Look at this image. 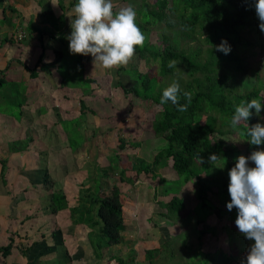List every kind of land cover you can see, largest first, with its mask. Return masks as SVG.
<instances>
[{
    "label": "crops",
    "instance_id": "0c3cea01",
    "mask_svg": "<svg viewBox=\"0 0 264 264\" xmlns=\"http://www.w3.org/2000/svg\"><path fill=\"white\" fill-rule=\"evenodd\" d=\"M73 8L64 12L58 0H0V249L12 244L7 255L0 253V264H117L115 254L127 256L132 250L135 260L143 261L144 251L159 244L141 224L154 211L155 194L148 196L154 185L149 174L135 175L134 163L126 160L128 147L117 152L119 165L133 178L132 184L117 179L124 193L123 241L114 244L117 251L107 247L101 259L93 257L89 229L72 223L69 207L77 205L81 187L92 183L98 165H107L109 130H136L140 115L137 107L127 108L130 103L124 110L118 87L109 88V97L97 92L95 82L85 86L79 80L92 77L90 55H82V71L75 62L78 54L73 56L81 73L61 66L69 41L61 44L57 35L60 30L70 35L66 15ZM81 102L91 111L81 114ZM75 120L83 137L77 146L71 143ZM156 152L141 157L151 161ZM54 192L67 201L56 212Z\"/></svg>",
    "mask_w": 264,
    "mask_h": 264
},
{
    "label": "trees",
    "instance_id": "16d2710c",
    "mask_svg": "<svg viewBox=\"0 0 264 264\" xmlns=\"http://www.w3.org/2000/svg\"><path fill=\"white\" fill-rule=\"evenodd\" d=\"M58 2L62 10L67 11L73 8L78 0ZM120 8L122 7L114 5L113 11L117 12ZM134 8L137 13L136 23L145 37L143 45L136 46L135 53L141 59L157 63L158 70L148 67L146 71H141L136 65L128 68L121 66L116 69L117 72L129 75L132 82L125 86L122 81H118L114 87H120L125 95L131 94L139 101L153 102L161 106V109L153 114L151 129L156 137L166 141V146L159 149L151 161L134 156L133 168L136 176L141 173L149 174L151 179L158 178L161 183L173 181L178 185L163 186L159 193L156 192L160 194L155 195L156 204L165 211V215L171 221H180L181 225L183 221L182 230L186 229L188 223L195 224L197 228L191 232L198 234L197 244L200 246L201 237L208 232V226H198L204 224L214 209L223 212V215L236 211L235 208L228 211L227 207L221 211L210 201L209 193H217L220 199L227 203L231 200L228 193L229 177L227 180L225 168L228 173L235 166L236 159L233 160V156L239 157V149L236 147L226 149L222 136L237 131L240 137L248 140L250 139L247 135L248 126L260 123L255 109H252V115L247 122L241 123L236 129L230 126L235 107L242 101L257 99L264 87L263 83L261 88H251L247 84V81L251 80L249 74L252 69L256 70L257 77L258 71L256 68H249L247 61L240 54V51L252 50L254 46L264 49L263 32L259 29L260 22L255 13L253 0H142L139 6ZM153 27H156L157 35L154 40ZM65 32L60 31L57 35L60 43L64 45L68 41ZM245 34L252 35L253 39L246 37ZM195 37L199 40L202 37L201 41L206 43L203 49L200 44L181 45V40H193ZM223 40H227L231 46L232 50L228 55L215 50V46ZM251 52L254 53L253 50ZM171 60L177 61L175 68L168 67ZM75 62L82 71V55L78 54ZM63 65L62 63L61 66ZM166 78L168 82L165 81ZM79 80L85 86L97 81L92 77H81ZM173 81L180 84V104H188L185 112L177 111V106L170 101L160 104L163 90ZM184 92L191 93L190 103L183 96ZM258 99L262 100V96L260 95ZM80 108L81 114L91 111L82 102ZM75 122L77 123L76 120ZM71 143L75 144V140L72 139ZM127 145L135 147L140 145V141L128 142L120 136L115 149L107 155V165L97 166L92 183L87 187H81L77 205L69 207L72 223L89 229L87 236L93 247L92 256L97 259L103 257L105 248L123 241L124 193L118 185V180L113 176L114 173H118L121 182L133 183V178L126 174L128 168L119 165L122 157L117 153ZM249 146L251 153L254 150H264V145L254 146L249 143ZM214 153L221 157L217 162L224 167L222 170L224 176L218 172L211 174L209 166L205 164ZM199 155L203 163H200ZM168 167L176 175L171 181H167L161 173ZM215 168L217 169V166ZM190 181L194 186L196 203L187 211L179 190L183 184ZM158 196L169 197L165 200L157 199ZM52 205V212L66 208L65 195L62 192L52 193ZM200 208L203 214L198 217L196 211ZM180 233L181 231L176 238L147 248L141 262L155 264L156 257L160 256L167 258L171 256L169 259L173 260L180 254L178 248H175L177 241L181 239ZM187 239L183 244L185 248L189 246ZM247 241L246 245L243 243L244 245L239 248L231 245L228 252L222 249L213 252L198 250L196 255L200 253L205 257L202 264H241V259L246 257L249 246L254 244V240ZM173 242L174 251L171 255L164 254L163 248L167 243L171 245ZM11 248L12 244L9 243L0 249V253L5 256ZM27 249L22 252L25 253ZM135 257L136 252L132 250L126 257L115 254L114 258L117 264L129 262L138 264ZM33 263L36 264L35 261ZM173 264L180 262L174 261Z\"/></svg>",
    "mask_w": 264,
    "mask_h": 264
},
{
    "label": "rangeland",
    "instance_id": "374dc122",
    "mask_svg": "<svg viewBox=\"0 0 264 264\" xmlns=\"http://www.w3.org/2000/svg\"><path fill=\"white\" fill-rule=\"evenodd\" d=\"M121 1V2H120ZM115 2L114 4H118V6L121 7H127V6H133V7H138L139 4L142 2V0H112V3ZM60 6V5H59ZM61 8V7H60ZM62 9V8H61ZM65 12V11H64ZM62 16V15H61ZM60 16V17H61ZM60 17H57V20L61 19ZM154 32L152 35V39L154 40L156 38V34H155V30L156 27H153ZM48 30L47 27L43 28V31ZM71 30V29H68ZM61 31V30H60ZM246 37H249L251 39H253V37H251L252 35H246ZM198 38H194L193 40H181V45H196V44H200L202 46V49L206 46V43H203ZM263 38V39H262ZM262 41H264V32L262 34ZM253 42L256 45L255 40H253ZM69 47L67 46H63V52L65 54V57L62 59V62L64 63V66H70L71 67V71L74 72L75 74H78V72L81 73V71H75V66H73V64H75V62L73 61V56L72 54H70V51L68 49ZM254 51V53H252L251 51ZM252 50H245V51H240L242 54V56L245 58V60L247 61L249 68H256L258 71V77L256 76V70L252 69V71L250 72L249 76H250V82L247 81V84L252 88V87H258L261 88L262 83L264 86V49L260 48V46H254L252 47ZM89 58H91L90 60H92V62H90V69L92 77H94L97 80V83L95 82V84L93 85H97L99 86L97 88V92H100V94H103V91L106 93V95H108L110 97L111 95V90L114 91V89H112L115 84L118 81H122L123 85L127 86L130 85L132 82V79H130L127 74H124L123 72H117V68L114 69H104L101 66L97 65L96 67L93 64V57L90 55ZM66 64V65H65ZM133 65H136V67H138L139 70L141 71H146V69L148 67H152L153 70L157 71L158 70V65L157 63H154L153 61H146L144 59H141L136 53L134 54L132 60L126 65L124 66L125 68L127 67H131ZM70 70V69H69ZM249 72V71H248ZM70 73V72H68ZM259 78V79H258ZM99 81V82H98ZM166 82H168V78L165 79ZM103 87H105V89H103ZM103 89V90H99ZM110 88V91H109ZM119 88V87H118ZM115 89V91H117V93L119 94V92L121 93L120 96H123L124 98V110L126 109V105L128 103L127 108L130 109L132 106L133 107H137V111L140 115H136V121H134L136 124L139 125L138 129H132V128H126L124 126V132H120V130H115L112 131V129L115 128L114 123L112 122L111 124L114 126L113 128L108 127L110 130L108 132V136L105 138V140H107L106 145L108 148V155H110V151L114 150L116 147V142H118V138L121 136L123 137V139H125L126 141L130 142V141H140V145L138 146H131V145H127L128 148H131V152L129 154V156L126 158V160H131L133 162V157L138 155V156H143L145 158H150L153 154V152H155L156 150L158 151L159 149H161L162 147L166 146V141L161 138V137H156L154 136L152 129H151V121L153 119V114H155L157 111H159V109H161L160 105H157L153 102H146V101H139V99H137L135 96L128 94L125 95L122 91V89ZM116 96V94H114ZM262 96V103H264V87L262 88V91L260 92V94H258L257 99L259 98V96ZM126 99V101H125ZM129 101V102H128ZM264 108H262L260 115L258 116V119L260 121V123L262 125H264ZM124 118L125 120L128 118L129 119V115H128V111L127 113H124ZM71 122H68V124ZM109 123V122H108ZM117 124V121L115 122V125ZM79 128H80V122L78 121V123H76L75 125H73L71 127V138L75 140V145L77 146L78 144L81 143V141L83 140V137L81 136V133L79 132ZM138 131V132H136ZM125 133V134H124ZM223 140H224V145L226 147V149H231L233 147H236L237 149H239V156L244 155V156H249L251 154V147L249 146V142L247 140H245L244 138L239 136V133L237 131H232L229 134H226L225 136H222ZM145 148L143 147V145H145ZM112 147H114V149H112ZM126 147V148H127ZM120 151V150H119ZM148 151V152H147ZM133 153L135 155H133ZM217 154V153H214ZM124 155V154H123ZM130 157V158H129ZM142 158V157H141ZM237 158V156H233V160H235ZM222 161V160H221ZM236 162V161H235ZM135 164V162H133ZM205 164H207L209 166L210 169V173L214 174L215 172H218L220 175L224 176V174L222 173V170L219 171V168H215L217 167H223L220 166V163L216 162V166L212 165L211 163L205 162ZM211 166V167H210ZM251 167H254L255 165L252 164L250 162ZM226 167V164H225ZM162 176L164 178L167 179V181H171V179H175L176 175L175 173H173L172 171L169 170L168 168H165L163 170ZM225 176L226 179L228 178V173L226 171L225 168ZM114 177L116 179H119V174L118 173H114ZM138 177V176H137ZM224 178V177H223ZM150 180V183H152V185L155 186L154 190H152V188L149 189L148 191V196L149 198H151V196L155 195H160L157 194L160 192L161 188L163 186H169V187H174V186H178L175 185V183L172 182H165V183H161V181H159L158 178H155L152 180ZM228 180V179H227ZM138 182L136 181L135 185ZM162 184V185H161ZM157 192V193H156ZM179 195H181L184 198V201L186 203V209L187 211L191 210V208L193 207V205H195L196 203V198H195V191H194V186L192 184V182H187L185 184H183L180 187L179 190ZM229 195H226V197ZM159 199H168L169 196H158ZM157 197V198H158ZM209 199L211 202H213V205L215 204L216 207L220 208L221 211H224V208L227 207V202H225L224 200H221L219 195L217 193H209ZM218 209H214L213 213L211 215H209L207 217V219L205 220L204 224H200L198 227H204V226H208V232L205 233L204 235H202L201 237V245L198 246L197 244V240H198V234H194L191 231H195V224L193 225L192 223H188L187 227L185 230H182L183 228V221H182V225L180 224V221H171L169 219V217H167L165 215V211L163 209H160L159 206L156 204L155 201V206H154V211L152 213V215L146 220L142 221L141 224L148 226V228H150L149 231V236L148 237H152L153 240L157 241L159 244H162L163 242H165L166 240H170L173 238H176V236L178 235V233L181 231L180 236L181 239L179 241H175V243L173 242L171 245L170 243H167V246L163 248V251L165 252L164 254H170L171 252L174 251L175 248H178V253L173 260L169 259L170 257H156V262L155 264H173L174 261H179L180 264H202L205 260V257L203 255H201L200 253H197L198 255H196V251H202V252H213L219 249H222L226 252L229 251V247L231 245L235 246V247H241L244 244L246 245V243L248 242L245 237L239 232L238 228L235 225V220L237 218V210L236 211H232L229 212L228 214L226 213L225 215H223V212H217ZM196 214H198V217L202 216L203 214V210L200 208L196 211ZM157 224V225H155ZM182 227V228H181ZM188 228V230H187ZM181 229V230H180ZM152 231V232H151ZM188 237V239H187ZM188 242V245L185 248L184 242L186 241ZM231 239V241H230ZM251 240H249L250 242ZM186 242V243H187ZM185 243V244H186ZM244 243V244H243ZM191 245V246H190ZM116 245H111L109 246L112 251L116 250L117 248H115ZM175 246V248H174ZM106 249V248H105ZM104 249V250H105ZM103 250V251H104ZM106 252V251H105ZM126 256V255H124ZM138 262V264H143V262L136 261ZM128 264H132L131 262H129Z\"/></svg>",
    "mask_w": 264,
    "mask_h": 264
},
{
    "label": "clouds",
    "instance_id": "9594fccd",
    "mask_svg": "<svg viewBox=\"0 0 264 264\" xmlns=\"http://www.w3.org/2000/svg\"><path fill=\"white\" fill-rule=\"evenodd\" d=\"M253 3L260 22L259 29L264 32V0H253ZM113 9L112 0H78L72 13L66 15L71 28L70 35L66 37L70 54L91 55L95 67L99 65L109 70L126 66L132 60L136 46H142L145 39L136 23V10L133 6L122 7L117 12ZM215 50L228 55L232 49L227 40H223L215 46ZM176 66L177 61H169V68ZM180 91L179 82L173 81L163 90L160 104L170 101L177 106V111H187L188 104H180ZM183 96L190 103L191 93L184 92ZM262 108L264 103L261 99L242 101L235 107L230 119L231 128L236 129L247 122L252 109L259 116ZM247 135L251 145H264V125L257 123L248 126ZM198 158L203 163L200 155ZM220 158L217 154H211L208 160L215 165ZM250 162L255 166H249ZM228 177L231 200L227 203V209L237 210L236 227L246 239L254 240L241 264H264V150H254L249 156L237 157Z\"/></svg>",
    "mask_w": 264,
    "mask_h": 264
}]
</instances>
